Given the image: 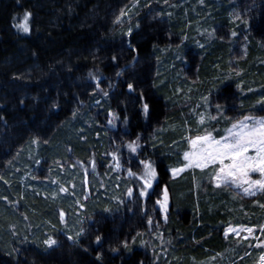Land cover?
<instances>
[{
    "label": "trees",
    "instance_id": "obj_1",
    "mask_svg": "<svg viewBox=\"0 0 264 264\" xmlns=\"http://www.w3.org/2000/svg\"><path fill=\"white\" fill-rule=\"evenodd\" d=\"M217 1L209 2L215 9L209 22L227 28L231 44L249 42L236 71L226 58L232 45L199 46L205 37L186 25L181 11H166L151 25H144L146 19L127 33L122 14L139 0H0V180L8 166L23 161L45 169L60 158L96 160L101 168L94 177L100 180L91 190L94 198L83 204L84 233L76 243L60 238L55 247L43 239L9 246L0 240V264H204L236 248L224 235L226 226L247 224L262 204L258 197L217 186L207 169L172 176L170 168L181 163L187 149L188 124L196 126L192 106H186L195 102L185 90L177 91L181 80L174 72L160 81L156 71L173 46L189 59L179 67L203 56L199 73L206 90L214 87L213 98L233 89L243 114L264 111V0ZM235 8L250 16L233 22L229 12ZM27 13L29 31L24 32L17 25ZM159 21H170L168 28ZM210 69L225 78V85ZM133 98L135 110L129 106ZM122 140L131 150L142 147L139 158L154 164L157 181L148 192L139 179L115 168L114 151ZM125 153L120 166L134 168L133 153ZM118 185L126 198L120 203L105 192ZM132 192L140 196L137 204ZM165 192L166 209L161 206ZM28 196L19 203L25 213L58 221V206H49L40 194Z\"/></svg>",
    "mask_w": 264,
    "mask_h": 264
},
{
    "label": "rangeland",
    "instance_id": "obj_2",
    "mask_svg": "<svg viewBox=\"0 0 264 264\" xmlns=\"http://www.w3.org/2000/svg\"><path fill=\"white\" fill-rule=\"evenodd\" d=\"M227 1H229L227 4L234 2L238 3L236 0ZM209 2L215 3L218 1L139 0V4L136 3L131 9L129 8L128 10H125L122 14V29H127V33L133 32L143 27L142 24L146 19L147 21L144 25H149L150 23H155L158 19H162L161 16L164 11H171L172 13H178L181 11L183 18L186 21V25L189 27L191 26L193 31H196L202 35V37H205V40H198L196 42L199 46L202 45L201 47H203L204 45L205 49L209 50L211 47L218 45L217 41H225L228 44H231V38L233 37H231L230 32H227V28H220L218 30L217 28L215 29V25L209 22L215 19L214 6ZM251 2L252 1H249L248 4H251ZM239 4L241 6V2ZM136 5H140L138 9ZM172 8L174 10H171ZM143 10L144 13L142 12ZM142 14L144 16H142ZM246 15L250 16L248 10L243 12L242 10L235 8L229 12L230 19L233 22L237 19L241 20L246 18ZM159 22L166 24L165 26L168 28L167 25L170 21H167L168 24L167 22L164 23V21ZM153 25H156L158 28L162 27L160 24ZM219 31H221V33ZM231 45L232 46L229 49L230 53L226 58L228 61L227 64L230 68L235 70L236 63L245 59L249 50V42L246 41ZM170 49L173 50V54L166 52V55H163L160 61L157 62L156 71L161 76L160 81L166 79V74L171 72H174L175 77H173L175 79L181 80L179 82L181 86L179 85L177 91H180V89L185 90L190 100L192 99V101L195 102L194 104L189 102L186 106L189 108L192 106V109H189V114L196 123V126L194 127H192V124H188V131L186 132L184 140V146L186 145L187 149L181 158V163L170 168L172 176L179 177L184 172L192 169H207L208 172L212 174L217 186H224L232 189L236 196L258 197L260 204H262V208L259 206L262 210L258 207L255 211L256 216L253 217V215L250 216L251 218H247V224L240 221H234L232 224L226 226L224 235L228 239L235 241L234 245H236V248L234 247L226 255H216L204 264H264V260L261 259V257L264 256V189H261L259 185H252L251 183L255 180L264 179V176L259 172H249L247 177H227L226 180H217V173L222 167L219 162L208 163L205 167H185L188 163V161L185 160V153H200L201 149L206 147V145L201 143L193 148L191 144L192 140L209 135L214 140H222L224 137L231 139L228 130L232 129L234 124L244 121L245 117H251L253 119L248 120L246 123L252 125L254 120L264 118V111L257 112L256 110H252L251 112L247 111L243 114V112H241L239 100L235 97L233 89H226L221 96L213 98L211 96L212 93L210 92L215 90L214 87H210L206 90V87H204L205 79H202V75L200 76L199 73V67L203 56L194 55L193 60L195 61H192L188 68H183L179 67L178 63H187L189 60L188 57L181 53V51H178L175 46ZM208 72L211 73L212 69ZM212 74L214 75V72H212ZM214 76H221L219 78V83L222 86L225 85V78L222 75L215 73ZM225 94L226 96H223ZM100 101L101 99L98 98L96 103H99ZM135 101L134 98L131 100L129 105L130 109L132 107L133 110L137 109ZM187 122H189V120ZM233 131H239V129H234ZM124 141L125 140H122L117 150L115 149L114 151V156L119 160L118 166H115V168H117V171L121 172V174H123V171L125 170L126 172L124 174L126 177L132 175L135 179H139V183L146 186L148 192L157 181L154 164L152 165L150 162L139 158V153L141 152L142 147L139 146V148H137L136 145V148H132L134 150H131L124 144ZM37 147L38 146H33L32 150L38 151ZM30 148L31 147H29V149ZM124 150L126 151V156L127 153H133L136 162L131 166L134 168H125L123 165L120 166V162L122 161L121 153H124ZM247 155L254 156L255 150L250 148ZM72 161L66 162L64 158H60L52 165L50 164V166L45 165L47 167H44L45 169H42L43 167H38V165H31L26 161H23L21 164L17 163L16 165L11 164L8 166L3 174L4 176H7L6 179L4 181L0 180V240L3 244L20 246L28 245L36 240L42 241L43 239L47 246L55 247L58 246L60 238L66 239L70 243H76V241L79 240L84 233V217L82 215V209H84L83 204L94 198V194L91 190L96 189L95 186L97 183L100 184V182H98L100 180L94 178L100 177L98 174V168L100 167H98L96 160H91L85 164ZM229 163L230 161L225 159L224 164L227 165ZM78 164L79 166L77 167ZM146 164L151 165V169L154 170V175H148L149 170L146 169ZM86 165H91V167L88 168ZM180 169L183 170L177 171L175 175L173 174V170ZM102 171H107V168L105 167ZM136 173L138 174V177L135 175ZM121 174L117 175L122 176ZM109 177L110 176L106 178V176H104L102 178L108 179ZM234 179L235 182H233ZM117 180L121 181L120 179ZM245 180H247V182H245ZM105 185V187H107L111 184L105 183ZM118 188L113 186L112 189L105 191L104 186H100L97 189L100 192L105 191L107 196L110 197L109 199H112L113 202L120 203L123 200L126 201L125 195H123L122 190H120L121 186L118 185ZM245 188L249 189V193L244 191ZM18 190L23 191V193H21L23 196L21 195V197H18ZM147 192H141L140 195H146ZM37 194L42 195L43 200L48 202L49 206H58V221H56V219H51L53 216H40L39 213L28 215L24 212L19 204L20 201H25L26 195H29L28 198H30ZM130 195L134 199L132 203L137 204L136 200L140 196L133 192L130 193ZM26 204L28 205V202ZM248 229H251L252 231L249 232ZM46 241H55V243L49 245ZM243 247H249L247 250L249 252L246 255L239 252ZM235 256H238L239 258L235 260Z\"/></svg>",
    "mask_w": 264,
    "mask_h": 264
},
{
    "label": "snow or ice",
    "instance_id": "obj_3",
    "mask_svg": "<svg viewBox=\"0 0 264 264\" xmlns=\"http://www.w3.org/2000/svg\"><path fill=\"white\" fill-rule=\"evenodd\" d=\"M29 16L30 13L25 14V22L17 25L24 32L29 31L27 23ZM144 108L147 111L148 106L145 105ZM252 119L251 117H245L244 121L234 124L232 129L228 130L231 139L224 137L222 140H214L209 135L192 140L191 144L193 148L201 143L206 145V147L202 148L200 153H185V160L188 161L185 167H205L208 163L219 162L222 167L217 173V180H226L227 177H247L249 172H259L264 176V118L254 120L252 125L246 123ZM234 129H239V131H233ZM129 147L131 148L132 145H129ZM250 148L255 150L254 156L247 155ZM225 159L229 160L230 163L225 165ZM145 167L149 170L148 175H154V170L151 169L150 164H146ZM182 170H173V174L175 175L177 171ZM233 182H235V179ZM251 183L252 185H259L261 189H264V179L255 180ZM244 191L249 193L248 188H245ZM166 200L167 192H165V202L161 205L165 209ZM248 231L251 232L252 230L248 229ZM46 243L52 245L55 241H46ZM261 259L264 260V256Z\"/></svg>",
    "mask_w": 264,
    "mask_h": 264
},
{
    "label": "bare ground",
    "instance_id": "obj_4",
    "mask_svg": "<svg viewBox=\"0 0 264 264\" xmlns=\"http://www.w3.org/2000/svg\"><path fill=\"white\" fill-rule=\"evenodd\" d=\"M144 3H145V2H144ZM138 4H139V3H138ZM152 5H153V4H152ZM146 6H147V5H146ZM150 6H151V5H150ZM128 8H129V7H128ZM140 8H142V7H140ZM145 8H146V7H145ZM145 8H144V9H145ZM164 8H165V7H164ZM130 9H131V8H130ZM151 9H152V8H151ZM127 10H128V9H127ZM148 10H149V9H148ZM162 11H163V10H162ZM142 12L144 13V10H143ZM142 12H141V13H142ZM148 12H149V11H148ZM164 12H165V11H164ZM123 13H124V12H123ZM162 14H163V13H162ZM165 14H166V13H165ZM124 15H125V14H124ZM145 15H146V14H145ZM142 16H144V15L142 14ZM179 23H180V22H179ZM179 25H180V24H179ZM181 26H182V25H181ZM185 31H186V30H185ZM174 36H175V35H174Z\"/></svg>",
    "mask_w": 264,
    "mask_h": 264
}]
</instances>
